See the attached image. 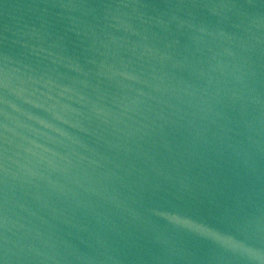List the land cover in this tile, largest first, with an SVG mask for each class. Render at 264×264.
Masks as SVG:
<instances>
[{
    "label": "water",
    "instance_id": "water-1",
    "mask_svg": "<svg viewBox=\"0 0 264 264\" xmlns=\"http://www.w3.org/2000/svg\"><path fill=\"white\" fill-rule=\"evenodd\" d=\"M0 264H264V0H0Z\"/></svg>",
    "mask_w": 264,
    "mask_h": 264
}]
</instances>
